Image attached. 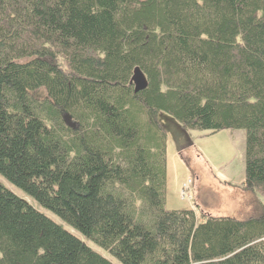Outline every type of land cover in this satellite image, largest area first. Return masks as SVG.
<instances>
[{"label":"trees","instance_id":"16d2710c","mask_svg":"<svg viewBox=\"0 0 264 264\" xmlns=\"http://www.w3.org/2000/svg\"><path fill=\"white\" fill-rule=\"evenodd\" d=\"M160 113L264 198V0H0V176L120 264H264V208L165 210ZM0 264L111 263L0 185Z\"/></svg>","mask_w":264,"mask_h":264},{"label":"rangeland","instance_id":"374dc122","mask_svg":"<svg viewBox=\"0 0 264 264\" xmlns=\"http://www.w3.org/2000/svg\"><path fill=\"white\" fill-rule=\"evenodd\" d=\"M158 122L166 133V211H194L199 223L203 221L202 216L246 220L263 214L264 198L241 188L244 182L243 130L184 131L164 113L158 115ZM0 185L111 264H120L104 250L81 238L54 214L26 199L1 176ZM183 186L187 192L182 193Z\"/></svg>","mask_w":264,"mask_h":264},{"label":"water","instance_id":"95a60500","mask_svg":"<svg viewBox=\"0 0 264 264\" xmlns=\"http://www.w3.org/2000/svg\"><path fill=\"white\" fill-rule=\"evenodd\" d=\"M132 83L135 87L136 92L143 90L146 86L145 81L139 72L134 73ZM67 123L70 124L69 122Z\"/></svg>","mask_w":264,"mask_h":264},{"label":"built area","instance_id":"2783aa9c","mask_svg":"<svg viewBox=\"0 0 264 264\" xmlns=\"http://www.w3.org/2000/svg\"><path fill=\"white\" fill-rule=\"evenodd\" d=\"M188 184H189V182H188ZM184 192H187V188L185 186L183 187V190H182V193H184Z\"/></svg>","mask_w":264,"mask_h":264}]
</instances>
